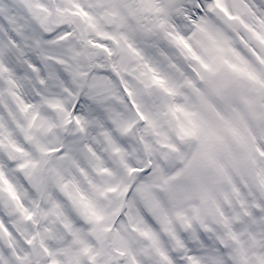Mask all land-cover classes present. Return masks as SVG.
Wrapping results in <instances>:
<instances>
[{
	"label": "snow or ice",
	"instance_id": "snow-or-ice-1",
	"mask_svg": "<svg viewBox=\"0 0 264 264\" xmlns=\"http://www.w3.org/2000/svg\"><path fill=\"white\" fill-rule=\"evenodd\" d=\"M0 264H264V0H0Z\"/></svg>",
	"mask_w": 264,
	"mask_h": 264
}]
</instances>
